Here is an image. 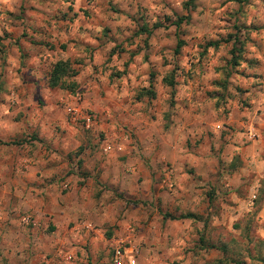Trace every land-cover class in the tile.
<instances>
[{
	"label": "clouds",
	"instance_id": "clouds-1",
	"mask_svg": "<svg viewBox=\"0 0 264 264\" xmlns=\"http://www.w3.org/2000/svg\"><path fill=\"white\" fill-rule=\"evenodd\" d=\"M0 264H264V0H0Z\"/></svg>",
	"mask_w": 264,
	"mask_h": 264
}]
</instances>
